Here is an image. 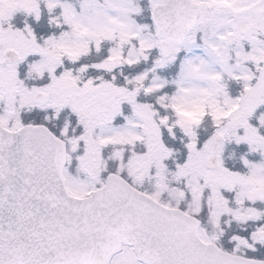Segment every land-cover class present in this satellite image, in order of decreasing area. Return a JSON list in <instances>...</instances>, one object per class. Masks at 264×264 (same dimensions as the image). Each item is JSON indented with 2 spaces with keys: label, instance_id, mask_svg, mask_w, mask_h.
Instances as JSON below:
<instances>
[{
  "label": "snow or ice",
  "instance_id": "snow-or-ice-1",
  "mask_svg": "<svg viewBox=\"0 0 264 264\" xmlns=\"http://www.w3.org/2000/svg\"><path fill=\"white\" fill-rule=\"evenodd\" d=\"M0 264H264V0H0Z\"/></svg>",
  "mask_w": 264,
  "mask_h": 264
}]
</instances>
